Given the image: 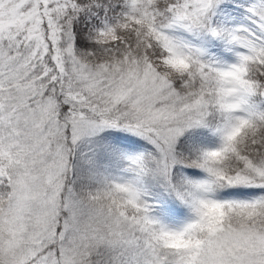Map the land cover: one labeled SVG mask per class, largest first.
Segmentation results:
<instances>
[{
    "label": "snow or ice",
    "instance_id": "1",
    "mask_svg": "<svg viewBox=\"0 0 264 264\" xmlns=\"http://www.w3.org/2000/svg\"><path fill=\"white\" fill-rule=\"evenodd\" d=\"M0 264H264V0H0Z\"/></svg>",
    "mask_w": 264,
    "mask_h": 264
}]
</instances>
